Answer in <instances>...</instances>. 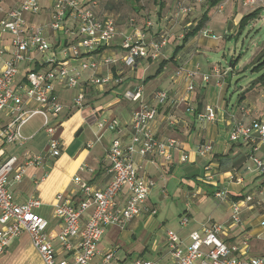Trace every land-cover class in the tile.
Returning a JSON list of instances; mask_svg holds the SVG:
<instances>
[{
	"label": "crops",
	"instance_id": "1",
	"mask_svg": "<svg viewBox=\"0 0 264 264\" xmlns=\"http://www.w3.org/2000/svg\"><path fill=\"white\" fill-rule=\"evenodd\" d=\"M21 1L3 0L6 8L3 12L18 6ZM52 2L53 0H39L42 10L40 15L48 22ZM179 2L191 7V12L188 15L176 17V5ZM258 8H260L259 16L248 23L250 27L247 25L253 31L255 22L259 19L264 22V17H262L264 7L245 9L241 7L240 0H223L215 6H210L209 0H201L200 3L193 0H97V5L94 8L95 16L101 20L111 19L115 24L117 35L101 47L97 53H94L93 58L98 60L100 57L121 59L124 53L120 44L124 36H131L133 40L142 39L146 45H150L158 41L160 33L166 32L168 41L156 60L138 59L135 68L132 69L126 67L121 61L110 68L100 67L94 75L111 77L112 81L106 86H93L90 83L93 73L89 71L83 73L79 87L76 89H66L56 84L55 95L63 107L59 115V129L57 128L56 132V137L61 145L60 154L55 159L45 158L40 164L29 167L20 182H13V177L25 156L44 154L47 138L42 129V117L34 116L21 128V134L26 139L23 145L0 146L2 151L0 160H6L9 157L17 158L7 179L9 189L16 202L23 203L30 198H37L41 201L42 205L37 210V214L48 223L46 232L52 239L51 245L57 253V259H72V253L63 251L57 240V235L62 227V222L53 214L57 196L61 195L66 202L74 205L79 202L72 185V179L83 165L88 166L92 172L91 174L82 173V178L88 180L96 188H104L109 181L105 174L107 165L105 156L111 140L116 135L108 131H100L96 122L102 118L117 119L122 138H127L130 133L131 113L141 104L151 103V96L157 90L168 91L169 99L164 105L158 107L157 116L150 124L149 129L159 140L170 137L180 140L189 152V161L180 164L177 155H175L170 164H164L157 158L140 159L135 156L134 162L138 167V173L154 180L155 188L159 185L161 188L167 186L169 176L175 170L182 172V177L188 180L180 192L185 201L182 207L183 217L188 218V223H192V225L185 236L181 232L178 233L181 237L186 239L189 233L200 230L202 225L210 220L224 226L225 232L220 237L227 246L239 249L238 258L264 257V174L253 172L244 174L243 168L250 165L248 158L250 148L246 145L231 144L226 140L228 125L233 120H241L242 117H245V121H248L254 118L261 119L264 116V95L256 86L254 87L255 80L261 74L253 76L252 74L256 72L253 71V68L249 73L250 78H246L247 74H244L248 66H252L260 56L264 55V44L254 51L246 64L247 67L237 68L235 62L232 61H229L227 65H222L217 59L211 61V58L220 57L219 52L223 43L231 37L241 35L247 28L246 26L239 34L238 27L241 19ZM205 14L207 20L202 30L208 31L209 35L204 36L199 31L197 35L189 38L182 49L175 54L174 49L181 45L183 35L194 28ZM129 20H134V22L129 24ZM147 22H150L151 27L146 26ZM67 25L72 24L67 22ZM259 30H257L258 33ZM46 37L53 53L58 57L64 47L76 42L74 37L66 36L61 32H48ZM0 43L7 47L9 38H3ZM173 56V60L168 62L161 73L154 77L157 81L155 87L146 91L147 78L154 75L162 61L169 60ZM9 57L10 55L7 54L2 59ZM47 57L48 54L35 53L29 61L21 64L13 87L26 85L25 76L29 70H48L49 66L44 64ZM86 59L87 57L68 59L67 63L78 67ZM1 62L0 59V70ZM178 68H182L185 72L196 71L198 73L193 80V92L187 93L186 82L174 77ZM214 69L218 70L221 75H214ZM223 72L225 74H222ZM204 75H209L208 82L202 81ZM138 87H141L139 101L133 102L125 97L126 92H134ZM66 91H74L75 95L66 94ZM78 93L84 94L83 108L80 110L76 109L72 103ZM26 107L33 109L35 104L28 101ZM206 107L213 108L215 112L213 123L198 119V115L203 113ZM241 109L246 110L249 113L248 116H243ZM9 120L8 111L0 113V129L6 126ZM62 120L66 121L62 122ZM63 125L65 126L63 127ZM72 125H75V129L81 128L78 136L84 132L82 127H86L94 141L89 139L82 146L71 141L68 130ZM202 142L211 143L210 156L199 157L195 154V147ZM88 143H92L91 148H87ZM257 156H264V148H260ZM207 168L212 169L216 185L226 188L230 196L239 201L244 194L253 195V203L260 201L261 206L255 208L252 203H244L240 214V225H234L230 221L229 204L227 203H220L226 204V210L217 219L193 216L192 212H188L187 209L194 200L201 197L199 193L201 187L198 188L197 195L193 194L194 188L189 185V178H193L197 185L206 187L208 196L212 197L216 185L207 184L203 180ZM231 176H240L242 183L230 181ZM154 189L146 202L145 211L139 218L132 220L125 228L111 226L105 230L99 244V251L102 253L114 252L115 259L108 264H128L132 256L127 251L121 250L120 238L124 240V237L128 235L132 240H135L136 237L142 235L143 229L155 224L157 212L154 201L156 198L153 199V197H156L157 194L153 195ZM161 195L163 194L161 193ZM126 197L127 193L124 190L118 198L119 204H123ZM191 209L194 214H198L196 206H192ZM151 211L156 212L155 216L150 215ZM90 212L91 210L82 217L81 222L85 221ZM2 229L3 226L0 225V230ZM105 239L106 245L103 244ZM160 240L165 244V237L162 234L159 233L158 237L150 235L148 241L144 242L145 244L138 250L130 264L139 258L150 259L148 255L152 252L157 253L155 261H158L159 264H172L170 257L166 255V248L164 247L163 251L160 249ZM243 243H246L245 247ZM72 244L75 246L77 240H73ZM0 264L44 263L32 246L29 236L22 233L13 239L0 255ZM91 264L106 263H103L97 256Z\"/></svg>",
	"mask_w": 264,
	"mask_h": 264
},
{
	"label": "built area",
	"instance_id": "2",
	"mask_svg": "<svg viewBox=\"0 0 264 264\" xmlns=\"http://www.w3.org/2000/svg\"><path fill=\"white\" fill-rule=\"evenodd\" d=\"M86 1H88L86 3ZM200 3L201 0H193ZM97 0H53L49 13V22L44 26H35L26 22L24 15L39 16L41 6L39 0H22L16 7L3 13L0 19V42L3 38H9L8 48L0 43V113L8 111L10 120L0 129V146H21L26 139L21 134V128L34 116L39 115L43 119L42 129L47 142L43 155H26L22 164L15 171L13 182L18 183L29 167L40 164L45 158L55 159L59 156L61 145L56 137L59 125V115L63 109L55 95V86L60 85L66 89L79 87L82 75L89 71L93 73L90 83L95 87H103L112 81L109 76L97 77L94 73L100 67L110 68L122 62L132 69L138 59L159 58L162 49L167 45L168 35L162 32L158 41L146 45L142 39L133 40L131 36L122 38L120 48L123 51L121 59L113 57L93 58V53L106 45L116 37L115 24L111 19L101 20L94 14ZM240 5L245 9L264 7V0H240ZM191 12V7L183 2L176 5V17H183ZM71 22L72 25H67ZM133 23V20H130ZM151 27L150 22L146 23ZM48 32H61L66 36L76 39L71 45L64 47L58 57L52 51L47 41ZM204 36L209 32L201 30ZM48 54L44 64L49 66L46 71L29 70L26 73V85L13 87L20 65L29 61L33 54ZM10 57L2 59L5 55ZM78 67L67 63L68 59H81ZM214 75H221L218 70H213ZM197 72H185L178 68L174 77L186 82V92L194 91L193 80ZM222 74H225L224 72ZM209 75L202 76L203 82H208ZM125 97L133 102L139 101L141 87L134 92H126ZM169 99L166 90H157L151 96V103L141 104L130 116V133L123 139L120 124L117 119L102 118L96 122L100 131H108L116 136L111 140L106 152L105 174L109 181L107 185L98 189L88 180L82 178L84 172L92 170L83 165L72 179V185L79 202L74 205L66 202L61 195L57 196L53 214L62 222V227L57 235V240L65 252L72 253V259H57V253L51 245V238L46 232L47 221L37 214L41 207V201L30 198L23 203L16 202L9 189L8 176L17 162V158L9 157L0 160V255L8 247L9 243L22 233H26L32 246L40 255L44 264H91L95 257H99L103 263L108 264L115 259L113 251L102 253L99 251L100 241L108 227L125 228L132 220L139 218L146 209V202L155 188L156 183L148 177L138 173L134 157L140 159L157 158L164 164H170L175 155L180 164L189 161V152L182 142L170 137L165 140L157 139L149 129L150 124L157 116L158 106L164 105ZM31 101L35 108L26 107V102ZM84 94L78 93L73 100V106L80 110L83 108ZM192 111V109H191ZM243 116H248L244 109L240 110ZM203 122L213 123L215 112L213 108L206 107L204 112L198 115ZM174 124V123H173ZM226 134L227 142L231 144L246 145L250 148V165L243 168V172L264 174V156H257L260 148H264V116L245 124L240 120H233ZM92 143L87 144L91 148ZM211 143L202 142L195 147V154L199 157L210 156ZM2 151L0 150V157ZM207 184H215L212 169L207 168L204 179ZM230 181L242 183L240 176H231ZM125 190L127 197L123 204H119L118 198ZM193 197H195L193 195ZM212 197L220 203L229 204L230 221L234 225H240V214L244 203H252L259 208L260 201H254L253 195H243L241 200H234L228 190L216 185ZM234 198V197H233ZM85 221L81 222L82 217ZM151 211L150 215L155 216ZM187 219L182 217L179 227L183 228ZM264 228V225H263ZM225 232L223 225L208 220L201 229L192 231L186 239H181L173 231L165 232L166 255L172 264H264V257L240 259L237 257L239 249L227 246L221 239ZM77 240L73 246L72 241ZM246 243H243L245 247ZM133 264H159L158 261L139 258Z\"/></svg>",
	"mask_w": 264,
	"mask_h": 264
},
{
	"label": "rangeland",
	"instance_id": "3",
	"mask_svg": "<svg viewBox=\"0 0 264 264\" xmlns=\"http://www.w3.org/2000/svg\"><path fill=\"white\" fill-rule=\"evenodd\" d=\"M15 1V0H13ZM41 1V0H40ZM1 9H6L3 0L1 1ZM42 13V10H41ZM0 16H2V13H0ZM262 17H264V12L262 14ZM24 19L26 22H32L35 26H44L48 24V21L42 16H30L28 14L24 15ZM46 20V22H45ZM254 23V22H253ZM254 31L250 28H245L241 35H237L236 37H231L228 41L222 44L220 48V57H214L211 58L212 62L215 61V59L218 60L222 65H227L229 61L235 62V65L237 68L239 67H247L248 60L252 57L254 54V51L257 50L259 47L263 46L264 44V22L262 19H259L257 22H255ZM250 27V26H249ZM260 29V30H259ZM259 30V33L257 32ZM258 33V34H257ZM264 53V52H263ZM224 55L223 57H221ZM223 58V59H222ZM264 61V55H262L259 60H256L252 66H248L246 69V72L244 74H247L246 78H250L249 73H251L253 66L257 65L258 62ZM264 71V67L262 70L255 72L252 74L253 76H258L262 74ZM249 75V76H248ZM157 81L155 78L149 79L147 84L145 85L146 91H150L153 89L156 85ZM145 91V92H146ZM66 94L69 95H75L74 91H66ZM58 98V97H57ZM66 121V120H62ZM65 124V123H64ZM61 125V124H60ZM65 125H63L64 127ZM61 127V126H60ZM59 129V128H58ZM84 129V132L81 134V136H77L79 130L81 128L77 127L75 129V125H72V127H69L68 133H69V139L76 143L77 145H83L85 141L91 140L94 141L93 138H91L90 133L88 132V129L86 127H82ZM44 133V132H43ZM45 134V133H44ZM246 174V173H244ZM183 173L179 170H175L170 176L169 180L167 182V186L164 188H161L160 185L154 189L153 195L157 194L156 197L154 196L153 199L156 198L154 202H156V212L157 215L155 216V224L150 226L149 228L143 229L142 235L140 237H136L135 240H132L131 237L125 236L124 240L120 238V246L121 250H125L128 253L131 254V258L128 262V264L131 263L132 259L135 258V256L138 253V250L143 247L145 244L144 242H147L150 238V235H155L156 237L159 236V233L162 234L165 237L166 231H173L175 233H183L184 236L190 231L192 223H188L185 227L180 228L179 222L182 220V217L184 216L182 207L184 205V198H182L181 190L184 188V185L187 183L188 180L184 179ZM189 185L194 188L193 194H198V188L201 187L199 190V193L201 194V197H199L198 200H194L192 202V205L187 209L188 212H192V215L197 218H203L206 219L207 217H212L213 219H217L219 215L223 214L226 210V204H220L219 201L215 200L213 197L208 196V192L206 191V187L202 185H197L196 181L193 180V178H189ZM163 195H161V193ZM192 206H196L198 209V214H194ZM182 213V214H181ZM181 215V216H180ZM163 221V222H162ZM218 223V222H217ZM158 233V234H157ZM178 236L181 239H185V237H181L179 234ZM188 237V236H187ZM160 249L163 251L165 244L163 241L160 240ZM103 244L106 245V239L103 240ZM164 244V245H163ZM120 250V254H121ZM157 253L152 252V254L148 255V258L151 260H156Z\"/></svg>",
	"mask_w": 264,
	"mask_h": 264
},
{
	"label": "trees",
	"instance_id": "4",
	"mask_svg": "<svg viewBox=\"0 0 264 264\" xmlns=\"http://www.w3.org/2000/svg\"><path fill=\"white\" fill-rule=\"evenodd\" d=\"M221 1H223V0H209V2H210V6H215V5H217L218 3H220ZM259 9H260V8L253 10V12H251L250 14H248L247 16H245V17H243V18L241 19V21H240V23H239V27H238V32H239V34H240V32H241V31H242V30L248 25V23H249L250 21H252L253 19H255V18H257V17L259 16V13H260V10H259ZM206 20H207V17H206V14H205V15L202 17V19L199 20V22L196 24V26H195L194 28H191L190 30H188V31L183 35V38H182V41H181V45L178 46V47H176V48L174 49V53H175V54L177 53V51H179L180 49H182L183 45L188 41L189 38L194 37L195 35H197V33H198L199 31L202 30V28H203L204 23L206 22ZM128 22H129V24H132V23L130 22V20H129ZM133 22H134V20H133ZM99 50H100V49L96 50L94 53H97ZM94 53H93V54H94ZM175 54H174V55H175ZM260 57H261V56H260ZM260 57H259V58H260ZM173 58H174V56H173L172 58H170L169 60H164V61H162V62L159 64V66H158L156 72L154 73V75L151 76V77H149V78H147V80L152 79V78L156 77L158 74H160L161 71L163 70L164 66H165L168 62L172 61ZM258 60H259V59H258ZM263 67H264V61H262V62H258L257 65H255V66L253 67V71L258 72V71L262 70ZM254 83H255L254 87L256 86L257 89L260 90V93H262V94L264 95V71H263V73H262V74H261L256 80H255ZM254 87H253V88H254ZM158 107H159V106H158ZM157 109H158V108H157ZM244 118H245V117H242L240 121L243 122V123H245V124H250L251 121H253V120H258V119H256V118H254V119H250V120H248V121H245ZM237 145H239V144H237ZM240 145H241V144H240ZM231 197H232V196H231ZM232 198H233V197H232ZM234 200H237V198H234Z\"/></svg>",
	"mask_w": 264,
	"mask_h": 264
},
{
	"label": "water",
	"instance_id": "5",
	"mask_svg": "<svg viewBox=\"0 0 264 264\" xmlns=\"http://www.w3.org/2000/svg\"><path fill=\"white\" fill-rule=\"evenodd\" d=\"M79 133V132H78ZM77 136H78V134H77Z\"/></svg>",
	"mask_w": 264,
	"mask_h": 264
}]
</instances>
